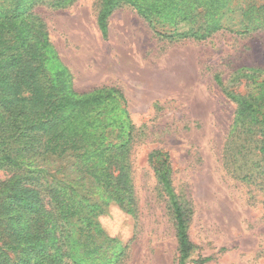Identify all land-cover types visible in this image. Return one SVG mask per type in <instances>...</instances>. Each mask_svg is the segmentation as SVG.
<instances>
[{
	"label": "rangeland",
	"instance_id": "1",
	"mask_svg": "<svg viewBox=\"0 0 264 264\" xmlns=\"http://www.w3.org/2000/svg\"><path fill=\"white\" fill-rule=\"evenodd\" d=\"M97 1L37 8L55 50L46 64L69 72L78 93L112 87L123 94L134 125L122 158L132 200L95 210L88 200V216L102 232L97 249L86 253L73 239L71 260L63 264H178L175 219L155 175L157 161L169 166L185 212L188 264H264L261 135L248 129L224 90H264V26L244 34L230 26L203 37L169 36L167 22L153 26L123 5L103 32ZM205 257L210 260L192 262Z\"/></svg>",
	"mask_w": 264,
	"mask_h": 264
},
{
	"label": "trees",
	"instance_id": "2",
	"mask_svg": "<svg viewBox=\"0 0 264 264\" xmlns=\"http://www.w3.org/2000/svg\"><path fill=\"white\" fill-rule=\"evenodd\" d=\"M74 1L0 0V169L6 172L0 178V264H63L71 260L73 239L92 253L102 232L88 216L87 201L95 200V210L132 200L122 158L134 125L123 94L112 87L78 93L69 72L46 64L55 50L37 8L61 9ZM123 5L153 26L167 22L169 36L203 37L230 26L244 34L264 26V0H98L103 32L109 15ZM224 90L248 129L260 133L264 155V90ZM154 171L174 215L178 264H188L192 245L169 166L157 161Z\"/></svg>",
	"mask_w": 264,
	"mask_h": 264
}]
</instances>
